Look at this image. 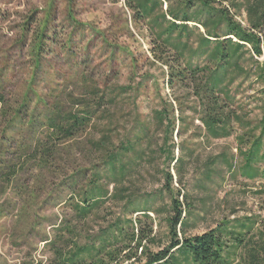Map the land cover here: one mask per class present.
Here are the masks:
<instances>
[{
  "label": "rangeland",
  "instance_id": "obj_1",
  "mask_svg": "<svg viewBox=\"0 0 264 264\" xmlns=\"http://www.w3.org/2000/svg\"><path fill=\"white\" fill-rule=\"evenodd\" d=\"M235 19L246 25L244 12ZM250 55L264 68V45L260 55L244 52L241 58L253 71ZM167 79V67L150 52L145 25L132 22L123 2L0 0V264H48L52 252L45 242L66 222L83 243L119 217L136 220L135 234L152 228L144 245L154 252L163 248L170 201L163 171L172 175L173 194L178 190L179 199L190 203L186 235L249 216L260 226L264 196L257 191L264 179H249L241 168L242 152L260 132L264 86L253 75L231 84L242 123H233L229 136L213 138L186 89L170 88ZM176 98L183 103L182 124ZM55 106L88 112L89 122L70 138L52 139L44 119ZM163 107L174 119L166 144L165 122L153 119ZM142 132V143L122 158L129 168L112 174L107 155ZM36 144L47 154L33 152ZM163 144L181 159L179 169L174 159H164ZM205 172H211L209 180ZM96 178L107 194L87 219L77 221L72 203L80 199L74 192ZM118 190L131 202L112 198Z\"/></svg>",
  "mask_w": 264,
  "mask_h": 264
},
{
  "label": "trees",
  "instance_id": "obj_2",
  "mask_svg": "<svg viewBox=\"0 0 264 264\" xmlns=\"http://www.w3.org/2000/svg\"><path fill=\"white\" fill-rule=\"evenodd\" d=\"M111 1L123 2L131 12L132 22L145 25L152 56L167 67V84L170 88L179 86L186 89L188 97L199 107L197 112L201 113L198 120L209 136L227 137L233 131V123L241 125L242 116L230 91L231 84L239 78L253 75L264 86L263 66L252 55L251 59L255 62L253 71L241 62L244 52L261 54V45H264V35L261 34L264 29V0H164V10L163 0ZM242 12L246 14V25L235 19ZM175 101L180 111L177 120L185 123L181 110L183 103L177 98ZM169 106L171 111L172 105ZM88 114L65 113L55 106L46 114L44 123L52 139H66L87 125L90 119ZM153 119L158 125L165 122L166 144L174 128V119L164 107L155 111ZM259 125V135L242 152L244 163L241 172L249 179H264V165L261 169L258 167L259 162L264 161V153L261 152L264 144L261 141L264 135V106ZM177 133H180L179 130ZM133 138L117 152L107 155L105 163L112 174H122L124 169L129 168L131 163L122 162V158H125L129 148L142 143L145 134L142 132ZM165 146L159 148L164 159H174L172 151ZM33 152L39 156L47 154V151L39 150L37 144ZM174 161L179 169L181 159ZM226 161L228 169H232L231 161ZM115 162L121 163L117 169ZM163 175L170 197L169 211L165 217L167 245L151 251L143 240L146 239L149 245L152 228L146 233L140 229V233L135 234L133 226L136 220L122 217L94 237H85V241L79 243L75 227L66 222L55 227L53 238L45 242L52 252L48 264H264V221L259 227L257 218L250 216L221 221L200 234L186 235L190 203L179 199L178 190L173 194L170 188L172 175L168 171H163ZM210 177L211 172H205V178L209 180ZM97 182V178L89 180L87 189L74 192V196L80 199L72 203L77 221L87 219L99 207L102 196H106L107 190ZM122 192L124 190H118L111 196L130 203L132 196L123 195ZM257 192L264 196V186ZM142 217L151 221V216L146 213Z\"/></svg>",
  "mask_w": 264,
  "mask_h": 264
}]
</instances>
